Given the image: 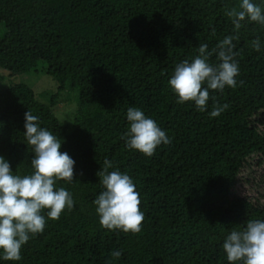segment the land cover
Returning a JSON list of instances; mask_svg holds the SVG:
<instances>
[{"label":"trees","instance_id":"obj_1","mask_svg":"<svg viewBox=\"0 0 264 264\" xmlns=\"http://www.w3.org/2000/svg\"><path fill=\"white\" fill-rule=\"evenodd\" d=\"M239 2L0 0V70L7 73L0 81L40 67L57 84L46 104L26 84L0 89V155L13 172L31 174L32 146L24 137L30 111L75 161L74 181L57 182L74 207L47 220L19 262L2 264H228L226 235L264 220V48H252L257 38L264 44V26L241 28L233 41L237 86L210 90L205 112L177 104L168 80L199 44L211 50L233 34L226 12ZM63 95L77 105L70 125L53 111ZM223 104L228 109L211 118ZM129 107L155 120L171 143L151 157L126 148ZM105 159L139 193L138 233L99 223L93 200L103 190L96 173ZM115 250L118 259L110 255Z\"/></svg>","mask_w":264,"mask_h":264},{"label":"clouds","instance_id":"obj_2","mask_svg":"<svg viewBox=\"0 0 264 264\" xmlns=\"http://www.w3.org/2000/svg\"><path fill=\"white\" fill-rule=\"evenodd\" d=\"M226 15L232 18V35L219 40L211 50L207 43L199 44L197 55L175 65L168 85L177 104L191 102L198 111L205 112L210 90L222 92L226 87L237 86L239 64L233 41L247 24L264 26V0H240L238 8ZM252 48L260 52L264 44L257 38L252 41ZM213 55L214 63L210 62ZM228 107L215 105L209 116L219 117ZM126 119L128 128L122 138L129 150L151 157L160 145L171 143L166 132L141 109L129 107ZM24 129L27 144L32 146L31 174L13 172L10 162L0 155V264L19 262L22 247L43 232L47 220H57L63 210L74 207L72 194L57 187L58 181H74L75 161L60 151L61 139L41 127L39 117L30 111L24 114ZM111 168L112 162L105 159L103 168L96 173L103 189L93 200L99 223L107 230L138 233L144 220L139 193L127 173L109 171ZM45 210L46 216L42 214ZM222 248L228 264H264V220H248L244 226L231 230ZM121 254L119 250L110 253L114 259Z\"/></svg>","mask_w":264,"mask_h":264},{"label":"rangeland","instance_id":"obj_3","mask_svg":"<svg viewBox=\"0 0 264 264\" xmlns=\"http://www.w3.org/2000/svg\"><path fill=\"white\" fill-rule=\"evenodd\" d=\"M0 73L7 74L2 70H0ZM54 82L51 77L45 75L42 69L38 67L37 71L28 74H22L16 77L8 76L5 80L0 81V89L9 88L11 85L18 83L26 84L35 92L37 98L46 104L50 103L55 94L53 92H55L57 84ZM64 98L65 95L57 101L56 106L53 107V111L61 123L70 125L73 122L72 119H74L77 105L74 102H67Z\"/></svg>","mask_w":264,"mask_h":264}]
</instances>
